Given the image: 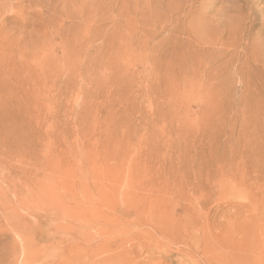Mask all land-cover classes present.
<instances>
[{
	"label": "rangeland",
	"instance_id": "374dc122",
	"mask_svg": "<svg viewBox=\"0 0 264 264\" xmlns=\"http://www.w3.org/2000/svg\"><path fill=\"white\" fill-rule=\"evenodd\" d=\"M0 264H264V0H0Z\"/></svg>",
	"mask_w": 264,
	"mask_h": 264
}]
</instances>
